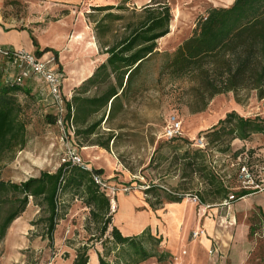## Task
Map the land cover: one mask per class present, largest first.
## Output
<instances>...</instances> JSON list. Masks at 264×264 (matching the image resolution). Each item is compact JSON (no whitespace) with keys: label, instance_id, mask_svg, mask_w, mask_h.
<instances>
[{"label":"rangeland","instance_id":"rangeland-1","mask_svg":"<svg viewBox=\"0 0 264 264\" xmlns=\"http://www.w3.org/2000/svg\"><path fill=\"white\" fill-rule=\"evenodd\" d=\"M136 1L134 6L126 4L128 10L124 12L115 9L98 12L89 8L88 14L84 15V31L93 40L98 53L97 22L106 13L122 16V20L114 23L103 22V25H109V31L102 35L100 41L113 44L122 37L127 24L133 21L132 12H139L151 0L148 3V0ZM219 1L165 0L172 17L174 13L180 16L172 32L169 28V34L158 40L157 51L173 53L191 36L196 23L206 16L209 8L230 5L228 2L222 4L223 0ZM114 3L113 7L124 5L123 0H115ZM20 6L26 18L34 21L30 22L29 28L34 25L40 31L50 23L66 26L61 22V17L67 14L65 11L31 9L27 3ZM77 14L67 20L71 30L76 25ZM72 37L71 31L64 45ZM39 59L45 61L44 56ZM163 62L162 57L155 56L144 64L136 82L139 91L132 94L128 102H124L123 111L115 119L107 120L105 116L93 135H79L74 139V146L83 162L88 166L101 165L106 168L105 177L115 193L116 204L108 231L113 226V217L116 223L122 225V231L136 230L142 225V220L133 210H129V205L126 207L122 202L121 195H125L128 202L139 201L135 210L140 214L148 212L146 206H152L160 225L153 228L151 233L162 239L157 248L159 253L169 255L161 262L152 258L141 264H264V220L257 209L246 214L253 206L264 204V193L245 201H237L231 207L221 206L218 201L205 205L189 201L193 209L182 204L186 206L181 213L186 216L178 224V229L183 232L181 237H178L177 232L174 233L177 230L176 225L173 227L176 213H170L169 221L162 220L165 219L162 214L165 212L168 195H194L199 199L203 189H208L199 173L187 167L183 159L184 152L192 154L195 151L193 144L202 138L200 133L215 125L229 112L245 118L264 116V100H259L255 91L240 92L238 100H235L232 93H228L214 97L203 112L193 114L191 111L196 101L190 91L192 84L187 80H158ZM11 78L8 69L0 63V81L4 83ZM94 91L90 89L86 96H93ZM38 94L32 90H29V94H16L22 108L20 119L25 125L26 143L23 149L9 156V160L6 158L0 162L2 181L20 183L38 177L42 172L54 173L67 159V142L62 139L60 129L47 122L46 116L54 113L53 108L47 105L49 102L45 96ZM101 117L102 113H99L91 118V122L99 121ZM172 117L181 122L182 141H168L162 136ZM111 134L114 140L109 142L107 150L98 146L105 143ZM203 139L207 144L208 139L204 136ZM263 145L264 138L257 135L245 142L234 140L228 146L230 151L226 153L219 152L220 149H226V143L220 147L206 146V154L213 170L227 186L236 190V175L241 166H246L255 178H264ZM237 151L241 153L234 157L233 153ZM95 158L98 160L93 161ZM117 168L121 170L116 172ZM149 186L152 187L150 193L145 194ZM124 189L127 191L124 192ZM183 200L187 201L185 198ZM124 207L126 209L122 213ZM58 210L64 218L58 222L51 244L44 236L46 207L39 201L30 200L24 213L11 224L0 243V264H65L71 254L75 256L76 251L83 246L88 247V254L102 251L101 242L107 234L100 235V225L91 220L89 209L79 197L68 192L60 195ZM120 211L122 216L119 215ZM175 219L177 222V217ZM196 231L204 232L207 246L202 235L193 237Z\"/></svg>","mask_w":264,"mask_h":264},{"label":"trees","instance_id":"trees-1","mask_svg":"<svg viewBox=\"0 0 264 264\" xmlns=\"http://www.w3.org/2000/svg\"><path fill=\"white\" fill-rule=\"evenodd\" d=\"M129 3L130 0H123L124 5L93 10L106 12L115 9L124 12L128 10L126 4ZM131 18L133 21L127 24L122 37L111 45L100 41L102 35L109 31V25H103V22L114 23L122 20V16L106 13L97 22L99 53L106 59L70 95L66 107L68 111L70 106L73 108V140L79 135H93L103 117L112 120L123 111L124 102L139 91L136 82L144 64L155 56L164 59L158 80H187L192 84L190 91L196 101L191 111L193 114L203 112L214 97L228 93L238 100L240 92L255 91L257 98L264 100V0H234L228 7L209 8L205 18L196 23L191 36L171 54L157 51V42L169 34L172 20L170 7L165 0H151L139 12L134 10ZM31 39L37 47L34 38ZM48 51L51 49L39 51L37 47L36 54ZM53 53L56 58L57 53ZM90 89L95 90L93 96H86ZM18 92L29 94L25 87L0 83V162L6 158L9 160L8 157L23 149L26 143L25 125L20 119L22 108L16 95ZM47 105L52 107L50 102ZM99 113H102L101 119L91 122V118ZM46 118L49 124L57 126L54 113ZM200 135L208 139L207 146L220 147L226 143V149L219 150L226 153L234 140L245 142L257 135L264 138V116L245 118L229 112ZM113 140L111 134L105 143L98 146L107 150L109 142ZM177 140L184 139L168 141ZM193 148L195 151L192 154L184 152L183 159L187 167L199 173L201 181L208 187L200 194L201 205L217 201L221 205L229 196H233L234 200L229 202L231 205L257 193L256 190L241 188L238 173V189L232 190L213 170L206 149ZM240 153L237 151L233 156L238 157ZM93 174L104 178L101 169L85 171L64 162L54 173L42 172L38 177L20 183L0 180V243L11 224L21 217L32 200L46 207L44 236L52 244L58 222L64 218L59 214L58 199L68 192L79 197L89 209L91 220L100 225V235L107 234L101 242L102 251H96L98 264H141L152 258L161 262L169 256L159 253L157 248L162 239L155 237L150 228L130 236H123L115 226L108 231L113 214L110 212V200L92 181ZM253 177L256 182L264 180ZM151 188L149 186L145 194L150 193ZM182 200L178 196L168 195L166 198L167 203H180ZM88 250L86 246L79 248L72 264H87Z\"/></svg>","mask_w":264,"mask_h":264},{"label":"crops","instance_id":"crops-1","mask_svg":"<svg viewBox=\"0 0 264 264\" xmlns=\"http://www.w3.org/2000/svg\"><path fill=\"white\" fill-rule=\"evenodd\" d=\"M233 1L234 0H223L221 3L226 4L228 2L231 5ZM114 2L115 0H0V46L12 50H23L29 52L36 56L38 59L39 57L44 56L45 60L49 59L50 57H54L55 55L53 51L56 52L57 66L62 71L64 76L61 88L65 95L70 96L72 91L78 88L83 81L87 80L92 75L95 68L99 64L103 63L106 59V56L100 55L98 53L93 40L89 39L87 31H84V15L88 14V12L90 11L89 8H92L93 10L97 7L112 6L113 4H115ZM148 2L149 0L147 1V3ZM25 3L29 4L31 9L43 8L50 11H65L67 14H65L64 17H61V22H64V25L66 26H60L50 23L40 31L39 29H36L34 25H31V28H29V25L31 24L30 22L34 21L27 19L24 15V12L22 11V6L20 5ZM129 4H131V6H134L135 4H137V1L130 0ZM220 7L228 6L223 5ZM74 9L76 11H74ZM78 10L79 12H77ZM76 13H78V16H76V25L73 27L74 29L71 30L68 26L67 20L73 18L74 14ZM71 31L73 33V37L70 41L66 40L67 44L64 45V40ZM31 37L36 41L39 51H42L46 48L51 49V51L37 55V47L33 45ZM0 63L5 65L6 69H8L3 61L0 60ZM8 71L10 72L11 77L13 76L14 72H16L15 70L11 69H8ZM0 83L2 82L0 81ZM22 87H25L28 90H32L34 92H39V96L46 97V89L44 84L35 77L25 80ZM38 87H41V89ZM95 160L97 159L95 158L93 161ZM89 167L103 170V176L104 178H106L105 167L101 165H99L98 167H92V165H89ZM119 170L121 169H115L116 172H118ZM261 193L263 194L264 191L248 195L246 197H243L239 201L241 202L248 200ZM121 197L122 199H120L126 205V207H128L127 205H129V210H133L135 215L139 217L140 220H142V225L136 230L128 229L126 231H122V225L120 223H116L113 217V226H115L123 236L138 234L145 228H150V230H152L153 228L156 229L157 226L160 225L156 217L157 215L154 214L151 208L146 206L148 212L145 211L143 212V214H140L141 212H137L135 210L139 204L138 200H136L135 202H128L127 200H125L127 198L125 197V195H121ZM182 204H187L190 208H194L193 205L189 204V200H187L186 202L183 200L180 203L165 204V212L162 214V216L165 217V219L162 217V220L169 221L171 219L169 217L170 213H176L175 217H173V227L175 225L177 226V230L174 233L177 232L176 234H178V237H181L183 234V232L178 229V224L186 216L185 214L181 213L182 209H184L186 206H183ZM232 205L233 204L229 205V207H231ZM126 207L123 208V212H119V215L124 213ZM254 209H257L260 212L262 219L264 220V204L253 206L251 210H247L246 214H250ZM117 210L119 211L118 206ZM176 217L177 222L175 219ZM154 232L156 233L157 231ZM202 236L203 242H206L207 246L208 241L206 236H204V233L202 234ZM88 257L89 259L87 264H98L96 251L89 252ZM74 258L75 256L71 254L70 259L67 260L65 264H72Z\"/></svg>","mask_w":264,"mask_h":264},{"label":"built area","instance_id":"built-area-1","mask_svg":"<svg viewBox=\"0 0 264 264\" xmlns=\"http://www.w3.org/2000/svg\"><path fill=\"white\" fill-rule=\"evenodd\" d=\"M205 18V17H204ZM0 60L3 61L8 69L15 70L12 78L6 80V85L22 86L24 81L32 77L40 80L46 89V98L50 102L56 118V125L60 129L62 139L67 142L65 162H70L72 165L79 166L85 171H91V167L86 165L78 154L77 148L74 146L73 135L75 127L73 125V108L70 106L67 110V103L70 101L71 96H67L62 91L63 73L57 66L55 57H50L45 61H40L33 54L23 50H12L0 46ZM69 114V118H68ZM166 140H172L183 137L181 122L172 117L163 130L162 135ZM198 149H206L207 144L204 139L200 138L193 144ZM92 181L98 187L101 193H104L110 200V212H115L116 204L114 202V191L108 185L107 179L99 175L93 174ZM238 181L242 189L256 190L258 192L264 191V180L256 182L253 175L246 166H241L238 172ZM127 190L124 189V192ZM183 199H188L191 203L199 205L200 201L194 195H177ZM234 197L229 196L227 201L221 205L228 206L229 202L233 201ZM203 231L193 232V237L201 236Z\"/></svg>","mask_w":264,"mask_h":264},{"label":"bare ground","instance_id":"bare-ground-1","mask_svg":"<svg viewBox=\"0 0 264 264\" xmlns=\"http://www.w3.org/2000/svg\"><path fill=\"white\" fill-rule=\"evenodd\" d=\"M180 16V15H179ZM179 16H177V14L176 13H174L173 14V17H172V20H171V23H170V28H171V32H172V30L174 29V24L177 22V20H179ZM164 38V37H163ZM162 39V38H161ZM161 39H159V40H161ZM98 160V159H97ZM188 200V199H187Z\"/></svg>","mask_w":264,"mask_h":264}]
</instances>
